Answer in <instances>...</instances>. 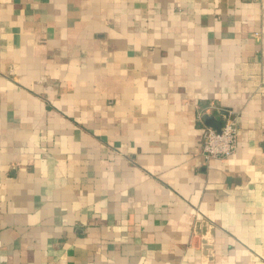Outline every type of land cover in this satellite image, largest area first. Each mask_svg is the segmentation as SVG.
I'll use <instances>...</instances> for the list:
<instances>
[{
	"label": "crops",
	"instance_id": "obj_1",
	"mask_svg": "<svg viewBox=\"0 0 264 264\" xmlns=\"http://www.w3.org/2000/svg\"><path fill=\"white\" fill-rule=\"evenodd\" d=\"M0 264H264V0H0Z\"/></svg>",
	"mask_w": 264,
	"mask_h": 264
},
{
	"label": "built area",
	"instance_id": "obj_2",
	"mask_svg": "<svg viewBox=\"0 0 264 264\" xmlns=\"http://www.w3.org/2000/svg\"><path fill=\"white\" fill-rule=\"evenodd\" d=\"M239 125L234 117H228L221 131L205 127L202 149L207 159H224L232 155L238 147Z\"/></svg>",
	"mask_w": 264,
	"mask_h": 264
},
{
	"label": "water",
	"instance_id": "obj_3",
	"mask_svg": "<svg viewBox=\"0 0 264 264\" xmlns=\"http://www.w3.org/2000/svg\"><path fill=\"white\" fill-rule=\"evenodd\" d=\"M227 114V113H225ZM210 119H207V123L209 125H211L213 128L217 129L218 131H221V128L223 126V121L221 120V117H219L217 123H211V121H209Z\"/></svg>",
	"mask_w": 264,
	"mask_h": 264
}]
</instances>
